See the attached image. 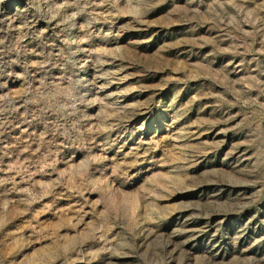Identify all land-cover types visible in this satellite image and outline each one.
<instances>
[{
    "label": "rangeland",
    "instance_id": "1",
    "mask_svg": "<svg viewBox=\"0 0 264 264\" xmlns=\"http://www.w3.org/2000/svg\"><path fill=\"white\" fill-rule=\"evenodd\" d=\"M0 264H264V0H0Z\"/></svg>",
    "mask_w": 264,
    "mask_h": 264
}]
</instances>
